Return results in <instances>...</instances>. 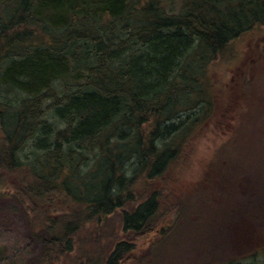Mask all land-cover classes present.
<instances>
[{
    "label": "trees",
    "instance_id": "trees-1",
    "mask_svg": "<svg viewBox=\"0 0 264 264\" xmlns=\"http://www.w3.org/2000/svg\"><path fill=\"white\" fill-rule=\"evenodd\" d=\"M166 1L0 0V188L39 244L27 264H243L264 234L222 205L234 182L264 199L226 179L230 148L191 194L167 190L211 119L210 68L264 28V0Z\"/></svg>",
    "mask_w": 264,
    "mask_h": 264
},
{
    "label": "rangeland",
    "instance_id": "rangeland-1",
    "mask_svg": "<svg viewBox=\"0 0 264 264\" xmlns=\"http://www.w3.org/2000/svg\"><path fill=\"white\" fill-rule=\"evenodd\" d=\"M166 2L170 4L172 12L177 10L176 1ZM1 9L0 6V17ZM230 55L220 59L209 70L213 113L205 130H199L190 143L188 161L175 170L173 180L177 181L167 183V190L177 196L191 194L198 187L210 164L217 162L215 156H222V148L227 151L230 148L233 154L236 153L234 164L231 163L223 173L226 179L236 181L235 176L239 174V177L249 180L246 182L250 186L257 189L264 187V28L241 36L231 45ZM228 190L227 199L222 205L231 204L239 208L234 218L239 217L240 208L247 215L255 210L264 215L263 198L259 201L241 198L238 182L230 183ZM263 192L264 189L259 190L260 195ZM2 211L9 212L7 215L11 213L13 217L0 224V264H27L40 247L39 244L29 245L25 238L27 226L23 209L15 199L7 195L4 188H0ZM217 212L220 213L218 220H221L225 216L223 207ZM207 218L211 217L208 215ZM259 220L264 222V216H260ZM213 221L216 225L220 223ZM13 223L16 227L10 229ZM206 236L208 239L212 237L211 233ZM251 241L238 254V259H246L243 264H264V234L256 235ZM207 246L205 252L210 255L214 252L213 245L208 242ZM240 246L239 249L245 248V244ZM146 247V243L137 244L136 254L144 253Z\"/></svg>",
    "mask_w": 264,
    "mask_h": 264
},
{
    "label": "bare ground",
    "instance_id": "bare-ground-1",
    "mask_svg": "<svg viewBox=\"0 0 264 264\" xmlns=\"http://www.w3.org/2000/svg\"><path fill=\"white\" fill-rule=\"evenodd\" d=\"M170 8V6H169ZM167 8L166 11L167 12H172V9L170 8ZM51 40L49 39V35H46L45 37H41V43L47 48L46 50L48 49L49 53H56V49H55V46H57V41H53V42H50ZM43 51V50H42ZM65 60H67V56H65ZM67 70L69 71V68H67ZM71 75V73H69ZM69 75V76H70Z\"/></svg>",
    "mask_w": 264,
    "mask_h": 264
}]
</instances>
